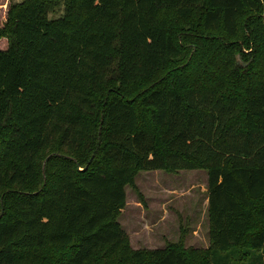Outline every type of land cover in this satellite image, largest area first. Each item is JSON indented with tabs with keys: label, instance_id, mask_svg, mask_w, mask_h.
Returning <instances> with one entry per match:
<instances>
[{
	"label": "trees",
	"instance_id": "1",
	"mask_svg": "<svg viewBox=\"0 0 264 264\" xmlns=\"http://www.w3.org/2000/svg\"><path fill=\"white\" fill-rule=\"evenodd\" d=\"M63 2L57 18L52 0L11 4L0 27V264H186L175 246L132 249L119 216L140 171L193 169L208 173L211 264H264V69L193 86L199 60L179 63L193 46L170 20L208 61L246 16L264 53V0Z\"/></svg>",
	"mask_w": 264,
	"mask_h": 264
},
{
	"label": "rangeland",
	"instance_id": "2",
	"mask_svg": "<svg viewBox=\"0 0 264 264\" xmlns=\"http://www.w3.org/2000/svg\"><path fill=\"white\" fill-rule=\"evenodd\" d=\"M22 1L0 0V27L7 18L9 6ZM63 12V0H52L50 18H57ZM197 15L198 11L189 20L194 21ZM170 20L173 34L180 38L181 44L193 46L185 49L179 63L189 62L194 55L199 60L183 71L193 86L226 88L234 67L245 68L248 77L261 75L264 53H257L258 49L252 43L250 31L245 25L246 16L241 19L238 36L225 38L234 51L227 52L225 59L214 56L208 61L201 58L202 44L189 37L193 29L188 28L187 21L173 13ZM210 34L221 37L218 32ZM7 42L6 37L0 39V48L7 47ZM259 48H264V45ZM162 74L164 72L148 83L137 85L132 95L161 78ZM126 190L127 203L119 221L130 236L132 249L153 255L158 249L175 246L183 254L186 264H211L207 170H142L137 174L134 185H129ZM151 260H154L153 256H150Z\"/></svg>",
	"mask_w": 264,
	"mask_h": 264
}]
</instances>
